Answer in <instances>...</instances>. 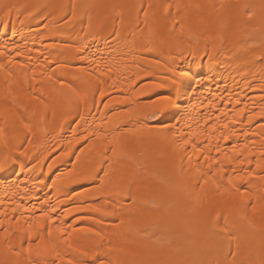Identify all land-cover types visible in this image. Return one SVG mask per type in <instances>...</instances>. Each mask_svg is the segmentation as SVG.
<instances>
[{"label": "bare ground", "instance_id": "1", "mask_svg": "<svg viewBox=\"0 0 264 264\" xmlns=\"http://www.w3.org/2000/svg\"><path fill=\"white\" fill-rule=\"evenodd\" d=\"M262 3L0 0V159L10 158L0 169V264H37L29 236L33 248L40 238L55 243L65 261L78 255L65 241L90 254L101 246L105 259L124 264L264 258V116L256 115L264 110ZM169 64L188 79L155 87L171 77ZM149 105L162 108L153 119ZM105 157L111 168L100 174L102 191H119L123 178L128 195H98L99 180L81 179ZM242 199L247 220L234 222ZM45 212L55 224L40 220ZM224 217L234 257L219 231ZM54 260L41 256L39 264Z\"/></svg>", "mask_w": 264, "mask_h": 264}, {"label": "snow or ice", "instance_id": "2", "mask_svg": "<svg viewBox=\"0 0 264 264\" xmlns=\"http://www.w3.org/2000/svg\"><path fill=\"white\" fill-rule=\"evenodd\" d=\"M151 6V5H150ZM262 8H264V3H262ZM75 7V5H73V8ZM247 7V6H246ZM167 10V9H165ZM11 9L9 8L8 10V14H10ZM31 15V14H29ZM248 17L249 19L252 18V13L249 12L248 13ZM72 19H75V12L73 11L72 13ZM91 25L89 24V27ZM118 35V34H117ZM147 51H152V49H147ZM83 58V57H82ZM154 64L159 65V61H153ZM165 71L167 73L171 74V77L169 76H164L163 77V82L156 84L155 87L157 88H163V87H177V81L181 80V78H183L184 80H187L189 77V72L188 71H183V70H177L175 68L174 65L169 64L165 66ZM209 79H212L211 77H209ZM191 83L195 84V85H199L203 83V80H195V78L193 77ZM192 92L196 91V88L193 87L191 88ZM101 97H103L105 95L104 91L101 90L100 92ZM165 102L170 103L172 106L179 108L178 104H175L174 102H172L170 100L169 97H162L160 103L164 104ZM157 102L154 101L153 105H155ZM108 105L106 104L105 107H107ZM146 108H153L152 105L149 106H145ZM162 111V108H153L152 111L150 112H146V118L148 119H153L156 117L157 113ZM243 110H241L242 112ZM257 116H264V110H262L260 113L256 114ZM254 117H250L249 118V122L251 121V119H253ZM166 128H170V125H165ZM225 128L228 127V125H224ZM262 127H264V125H262ZM231 135H236L235 132H232ZM222 138L224 140H229L230 136L229 135H222ZM219 139V138H218ZM192 148L196 151V152H202L204 151L203 148H200L199 146H197L195 143L192 145ZM113 154L115 155L116 150L113 149ZM217 151H219V147L217 146ZM21 155H24V153H21ZM261 155H264V153H261ZM204 159L207 161L209 158L207 156L204 157ZM225 159L229 160V163H231V159L229 157H225ZM10 158L9 157H4L3 159H0V169L4 168V166L9 163ZM215 163L217 164V168L219 171V174L221 175V179H223V173L225 171V169L223 168V166L220 164L219 161H215ZM107 168H111V163L109 158L105 157L102 158L97 165H94L90 168V170L86 171L82 176L81 179L82 180H91V181H96L99 180L100 181V187L98 189H96L98 195L101 196H107V197H119V196H126L128 195V191L126 189V186H124L123 184V178L121 180V184L122 186L120 187L119 191H102V189L105 188V184H104V180L101 178V173L103 174L104 177H107L109 175V172L106 170ZM209 167H211V165H209ZM249 176H251V173H249ZM245 179L244 176L242 175H238L236 176V180H240L243 181ZM260 179H264V177H260ZM228 184L229 185H233V180L231 177L228 178ZM237 192H240L241 197H246L247 200H250L251 197L248 195V193L246 191H241L239 188L236 189ZM247 207H249V204L246 202V200L242 199L240 201V204L236 207L235 209V214L233 216V221H237V220H247V216L245 214V210L247 209ZM254 207V206H253ZM53 211H55V208L53 207L52 209ZM77 211H85L86 209H80L77 208ZM91 211H100V209H91ZM114 212H107L104 213V215H114ZM219 218V217H218ZM56 217H52L50 216L48 213H42L40 216V220L41 221H48L50 225L55 224L56 221ZM81 219H84V217H81ZM224 227L220 228L219 231L221 233H228L227 235V239L229 241V251L227 252V255H231V256H235L236 253L231 251V241L234 239V237L231 235L230 231H229V220L228 217H224ZM17 223H19V221L17 220ZM121 224L124 223L123 220L120 221ZM63 221H61V227L56 228L57 233H61L63 234L64 232V228H63ZM32 225H29V228L31 229ZM38 227L43 228L44 224L41 223L38 225ZM71 227V226H70ZM217 225L215 223V221L213 222V228H216ZM73 232H77V231H86L89 233H93L95 236H99L101 237V239H103V237L101 236V233L99 232H95L94 229L92 228H88V229H77V228H73L72 229ZM260 231L262 233H264V228H261ZM69 236H71V233H68ZM48 236L51 237L52 236V232L48 231ZM22 243H23V239H22ZM65 243H67L68 248L72 249L75 253H77V258H73V259H68L67 261H65L60 253L56 250V245L55 243H47L43 240V238H40V242L37 243L35 245V248H33L31 246V237L29 236L28 238V248H27V252L29 254V256H31L33 254V252H35L37 259V264H39V258L41 256H54L55 260L53 261V264H89V261L83 259L86 257L91 256V264H124L123 261H112L109 259H105V255L106 253L102 251L101 246H97L98 250L95 253H89L86 250H83L79 247H75L73 248V245L68 242L65 241ZM237 248H239V244L237 243ZM113 251V249L109 248V252ZM119 251L123 252V249H120ZM16 255H19V252L15 253ZM29 264H33V262L30 260ZM140 264H145V262H140ZM256 264H264V258H261L259 261L256 262Z\"/></svg>", "mask_w": 264, "mask_h": 264}]
</instances>
